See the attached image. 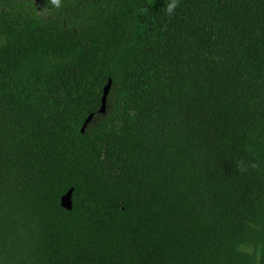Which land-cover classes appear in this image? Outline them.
Here are the masks:
<instances>
[{
    "label": "trees",
    "instance_id": "obj_1",
    "mask_svg": "<svg viewBox=\"0 0 264 264\" xmlns=\"http://www.w3.org/2000/svg\"><path fill=\"white\" fill-rule=\"evenodd\" d=\"M168 2L0 0V264H264V0Z\"/></svg>",
    "mask_w": 264,
    "mask_h": 264
},
{
    "label": "water",
    "instance_id": "obj_2",
    "mask_svg": "<svg viewBox=\"0 0 264 264\" xmlns=\"http://www.w3.org/2000/svg\"><path fill=\"white\" fill-rule=\"evenodd\" d=\"M111 82L109 83V85H107V87L105 88L104 91V96L102 98V107L100 112L101 113H105L106 112V101H107V95L108 92L110 90L111 87ZM94 115H91L84 123L81 132L84 134L88 125L92 122ZM61 205L63 208L67 209V210H72L73 209V203H72V190L69 191V193H67L66 195H64L61 199Z\"/></svg>",
    "mask_w": 264,
    "mask_h": 264
},
{
    "label": "clouds",
    "instance_id": "obj_3",
    "mask_svg": "<svg viewBox=\"0 0 264 264\" xmlns=\"http://www.w3.org/2000/svg\"><path fill=\"white\" fill-rule=\"evenodd\" d=\"M180 0H170L166 5V15L172 16L175 13V10L179 6ZM53 5L56 7L60 6V0H52Z\"/></svg>",
    "mask_w": 264,
    "mask_h": 264
}]
</instances>
